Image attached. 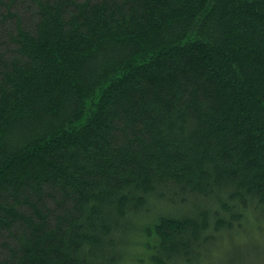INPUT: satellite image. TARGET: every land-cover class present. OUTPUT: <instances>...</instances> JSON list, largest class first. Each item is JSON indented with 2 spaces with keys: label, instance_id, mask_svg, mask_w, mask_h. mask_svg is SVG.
I'll use <instances>...</instances> for the list:
<instances>
[{
  "label": "trees",
  "instance_id": "1",
  "mask_svg": "<svg viewBox=\"0 0 264 264\" xmlns=\"http://www.w3.org/2000/svg\"><path fill=\"white\" fill-rule=\"evenodd\" d=\"M258 224L264 0H0V264H244Z\"/></svg>",
  "mask_w": 264,
  "mask_h": 264
},
{
  "label": "rangeland",
  "instance_id": "2",
  "mask_svg": "<svg viewBox=\"0 0 264 264\" xmlns=\"http://www.w3.org/2000/svg\"><path fill=\"white\" fill-rule=\"evenodd\" d=\"M259 227H261L262 229L264 228V224H258L256 227H253L251 228V240L250 242L252 243V241H255L257 240L256 237H260V231H258L257 229H259ZM238 239L235 238L234 242H238L237 241ZM136 241V240H135ZM133 242L130 244L129 246V249H128V252H129V255L126 259V263L127 264H134L136 263L133 262V260H131V258L135 259L137 258V256H135V252L138 253L139 255L141 253H143V248L140 247L141 245L140 244H137V242ZM262 242H260L261 245H264V239L261 240ZM137 244V245H136ZM240 244L246 246L247 245V242L246 241H240ZM259 244V245H260ZM264 250V249H263ZM230 254H231V246H230V243L229 242H223L221 245H219V247H217L216 249H214L211 253V261L209 264H226L227 263V260H228V257H230ZM259 258H262V259H259ZM259 258H258V255L256 256H251L250 258H246L245 261H244V264H264V252L262 253V255H259Z\"/></svg>",
  "mask_w": 264,
  "mask_h": 264
}]
</instances>
